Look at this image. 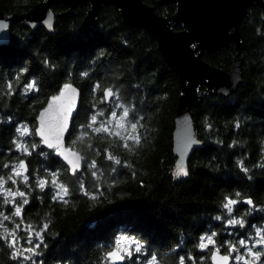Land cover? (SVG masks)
<instances>
[{
  "label": "trees",
  "instance_id": "trees-1",
  "mask_svg": "<svg viewBox=\"0 0 264 264\" xmlns=\"http://www.w3.org/2000/svg\"><path fill=\"white\" fill-rule=\"evenodd\" d=\"M47 1L0 0V13L23 16ZM140 2L164 20L176 13L171 5L158 7L156 0ZM50 12L55 15L53 35L43 30L30 33L17 23L10 28L7 47L0 48V177L8 181L11 166L23 159L29 182L25 185L17 180L9 188L25 191L30 201L21 217H12L14 209L0 198V212L12 217L3 227L16 233L13 248L9 246L12 237L0 228V264H110L106 254L114 251L119 237L143 246L141 252L124 258V264H148L153 256L157 264H180L181 257L185 264H210L211 252L200 253L198 244L201 235L213 232L217 233L213 251L219 248L220 256L232 259L241 255L246 248L239 241L250 246L258 239L256 229H264V8L249 9L239 27L246 44L241 87L227 99L207 96L203 89L205 96L190 112L203 149L191 157L187 179L174 185L173 177H167L174 169L173 120L181 93L178 78L159 55L155 41L142 31L125 29L119 13L110 7L101 9L89 29L81 27L88 5L65 20L57 17L67 12L65 6L52 7ZM172 31L179 33L182 28L172 27ZM197 56L228 75L235 51L229 46L211 56ZM33 81L36 90L25 94ZM65 83L80 94L65 143L87 161L76 177L65 172L54 153L48 155L40 146L33 149L35 136L24 137L30 155L18 151L13 143L15 128L28 124L34 131L39 112ZM96 84L101 87L94 92ZM107 88L117 95L114 103L105 106L101 96ZM114 104L129 108L138 122L141 142L132 144L130 150L118 138L98 137L86 128L97 111L105 112L101 120L110 117L109 108L122 114ZM83 133L87 134L78 139ZM127 134H134L130 126ZM105 150L122 163L105 159ZM93 160L97 161L95 169L87 166ZM54 176L69 188L67 205L51 199ZM37 179L48 181L44 192L36 186ZM82 181L89 196L80 191ZM226 196L238 200L232 214L222 207ZM246 199L253 205L243 203ZM218 215L222 217L219 221L215 219ZM233 218L242 219L245 227L229 225L227 221ZM45 223L41 243L34 232ZM28 235L33 240L26 247ZM37 244L36 255L26 252L12 259L16 250ZM230 245L237 251L230 252ZM25 255L31 259L24 260Z\"/></svg>",
  "mask_w": 264,
  "mask_h": 264
},
{
  "label": "water",
  "instance_id": "water-1",
  "mask_svg": "<svg viewBox=\"0 0 264 264\" xmlns=\"http://www.w3.org/2000/svg\"><path fill=\"white\" fill-rule=\"evenodd\" d=\"M156 2L158 7L166 5L175 7V15L170 19H161L154 14L153 10L145 7L140 0H48L33 7L23 16H6L0 13V21L8 25L7 29L0 30V48L7 47L10 42V28L17 23H20L24 29H28L30 33L43 30L46 34L53 35L55 15L50 12L52 7L65 6L67 12L57 16L65 20L72 18L77 8L88 5L89 12L81 24L82 29H89L93 26L102 8L115 9L125 29L142 31L155 41L159 55L178 78L181 96L173 120L171 152L174 169L168 174L167 178H169V176L173 177L174 172L181 167L188 172L191 157L203 149L200 142L191 144L186 149L183 147L187 141H198L190 112L196 109L198 102L202 99L203 89L207 96L213 95L227 99L235 95L243 84L240 69L241 56L246 51V44L239 34V27L249 9L264 8V0H156ZM172 27L182 28V32L174 33ZM229 46L234 47L235 59L232 62V71L228 75L206 65L201 57L197 56L199 53L211 56ZM49 100L41 111L47 107ZM79 104L80 94L78 92L74 119ZM109 104L106 102L105 106ZM74 119L70 123V130ZM36 127H38L37 119ZM68 135H66L65 143ZM35 139L39 141L40 137L35 136ZM40 148L47 152L51 151L43 144H40ZM52 153H54V158L66 168L67 165L63 159L57 157L55 152ZM80 173L81 171L78 175ZM68 174L73 177L70 171ZM187 177L188 175L173 177L172 185L182 180L185 181ZM28 240H31V236ZM106 260L113 264L107 256ZM116 264H124V259ZM210 264H214L212 257H210ZM215 264H223V262L217 260ZM228 264H231L230 260Z\"/></svg>",
  "mask_w": 264,
  "mask_h": 264
},
{
  "label": "snow or ice",
  "instance_id": "snow-or-ice-1",
  "mask_svg": "<svg viewBox=\"0 0 264 264\" xmlns=\"http://www.w3.org/2000/svg\"><path fill=\"white\" fill-rule=\"evenodd\" d=\"M8 25L6 22L0 21V30L7 29ZM49 27L51 25L49 24ZM82 76H87V73H82ZM11 92V85L8 86ZM101 85L96 84L93 87V91H99ZM36 90L35 82H31L27 84L25 89V94L29 91ZM116 92L112 88L104 89L102 96H101V103H114L113 98L116 96ZM78 96V91L75 87L71 84L65 83L60 89L58 95H53L48 102L47 107L41 111L37 116L38 127L35 128L34 131L30 130L28 124H21L19 127L15 128V132L17 134V140L13 141L15 148L18 151H21L25 154L30 155L31 152L29 148L25 146L26 141L17 142L19 138L27 137V136H39L40 140L36 143L32 144L31 147L37 148L40 144L46 146L50 152L48 155H51L52 152H55L56 156L62 158L63 161L66 163L67 167L65 168V172H71L73 177H76L78 173L82 170L84 165L87 163L85 157L81 155L79 152L75 151L73 148L67 147L65 145V138L67 134H70V123L74 119V113L76 110V97ZM115 107H119L122 109V114L117 113L116 111H112L111 108L108 109L110 113V117L104 120L99 119L100 117L105 116L104 111H97L90 117V121L86 125L87 129H91L92 132L96 133L98 137H107L113 136L118 138L121 142V146L126 149L130 150L132 144L139 145L141 142L140 135L138 133V122H134L133 113L130 111L129 108L123 107L122 105L114 104ZM119 118L117 119V117ZM130 128L134 131V134L128 135L127 129ZM236 127L238 128L239 125L237 124ZM116 129V131H113ZM87 133H83L82 136L78 139H82L84 135ZM75 141H73V144ZM199 141L197 140H190L187 141L183 147L186 149L191 144H197ZM99 155V153H98ZM105 159L108 161L114 162L116 165H120L122 161L115 155H113L110 151L105 150L104 153ZM183 159V157H182ZM88 167L95 169L97 167V161L93 160L90 164L87 165ZM5 167H10L9 165H5ZM264 167V165H262ZM242 171L247 173L248 169L242 166ZM115 171V169H114ZM12 175L7 177L8 181L12 183H17V179L21 180L25 185L29 182L28 176V166L26 165L25 161L21 159L18 164L11 166ZM93 176L96 175L95 172L92 173ZM188 172L185 168L181 167L176 170L173 174L174 178H179L181 176H187ZM5 179L4 177H0V193L6 197L3 203L8 204L12 203L14 206V212L12 213V217H21L24 206L29 205L30 201L27 198L28 194L25 191H20L19 189L15 191H11L5 188ZM52 186L55 189V193L51 196L53 202H60L64 205H67L69 201L66 197L70 194L69 188L64 184L60 183L55 177H53L51 181ZM48 185V181L45 179H37L36 186L40 189L41 192L46 190V186ZM80 191L85 196H89L90 194L85 190L86 185L82 181L79 185ZM237 197L240 196L239 193L236 194ZM7 197L16 198L19 197V203L17 204L14 199L9 200ZM95 199V196L91 197ZM225 202L223 203L222 207L227 211L228 214H232L234 211V207L238 200L231 199L230 197L224 198ZM243 203L251 206L253 205V201L251 199H246ZM264 211V209H262ZM8 215H5L3 212H0V228L3 229V232L8 236L12 237V240L9 244L10 247L15 248L16 244V233L9 232L7 228L3 227V222L11 219ZM216 220H221V216H216ZM229 225L232 226H240L245 227V222L242 219H229L227 221ZM31 227V226H29ZM47 229V223L43 225L40 230H36L34 232V236L36 239L40 240L41 243L43 242L42 232ZM217 233L213 232L210 235H201L199 237V249L203 250H210L209 246H215V237ZM256 236L259 239L255 240L252 245H248L245 243V240H240L239 244L247 249V256H240L237 255L235 257L238 261H243V264H264V229L257 228L256 229ZM31 243V241H29ZM121 241H117V248L114 251L108 252L107 259L112 261L113 264L116 262L122 261L125 256H131L132 252L128 249H122L119 247ZM131 243L135 244V252H141L142 245L136 241H132ZM40 245L37 244L35 247H30L25 249L28 253L32 255H36V248ZM219 248H216L215 251L211 252L212 260L215 264L217 260L223 262V264H228L230 260V256L228 255H219ZM230 252H235L237 249L234 246H229ZM22 255V253L17 250L13 253L12 259H17L18 256ZM250 257L251 259H249ZM24 260H30V255L23 256ZM148 264H157V258L155 256L152 257L151 260L148 261ZM180 264H185L184 258L181 257Z\"/></svg>",
  "mask_w": 264,
  "mask_h": 264
},
{
  "label": "rangeland",
  "instance_id": "rangeland-1",
  "mask_svg": "<svg viewBox=\"0 0 264 264\" xmlns=\"http://www.w3.org/2000/svg\"><path fill=\"white\" fill-rule=\"evenodd\" d=\"M119 117H117V119H118ZM113 131H116V129H113ZM25 139L26 138H24V137H22V139H21V141H25ZM12 175V174H11ZM55 177V176H54ZM17 180H19V178H16ZM19 183H22V184H24L21 180H19ZM10 184H13V185H16L17 183H12L11 181H6V183H5V188L6 189H9V190H11V191H15V189L14 188H9L10 186ZM13 187V186H12ZM0 198H2V200L4 201V199L6 198L4 195H3V193H0ZM7 199H9V200H12V199H14L16 202L18 201V200H20V198L19 197H16V198H12V197H7ZM6 205H8L9 207H12L13 209H14V206H13V204L12 203H8V204H6ZM15 210V209H14ZM25 232V230L23 231V233ZM25 234H28V233H25ZM31 236V240H28V237H30ZM35 237V236H34ZM26 239H27V241H26V243H25V246L26 247H28V246H30V242L29 241H32L33 240V235H28L27 237H26ZM258 239H259V237H258ZM117 241H121V243H120V245H119V247L120 248H122V249H128V250H130L132 253L135 251V245L133 244V243H131L132 241H130V240H127V239H124V238H122V237H119L118 238V240ZM117 248V243H116V247L114 248V250ZM212 248H213V246H209V251L210 252H212L213 250H212ZM19 250V249H18ZM25 250V248H23V249H21L20 248V252L21 253H26L27 251H24ZM17 251V250H16ZM15 251V252H16ZM199 251H200V253H206V252H208V250H201V249H199ZM28 253V252H27ZM237 255H239V254H235V255H233L234 257H233V259L232 258H230L231 259V264H243V261H238V260H236L235 259V257L237 256ZM240 256H247V249H244V251H242V254L240 255ZM125 258L126 259H128L129 258V256H125ZM249 259H251L250 257H248Z\"/></svg>",
  "mask_w": 264,
  "mask_h": 264
},
{
  "label": "clouds",
  "instance_id": "clouds-1",
  "mask_svg": "<svg viewBox=\"0 0 264 264\" xmlns=\"http://www.w3.org/2000/svg\"><path fill=\"white\" fill-rule=\"evenodd\" d=\"M257 33L259 34V29L257 30Z\"/></svg>",
  "mask_w": 264,
  "mask_h": 264
}]
</instances>
